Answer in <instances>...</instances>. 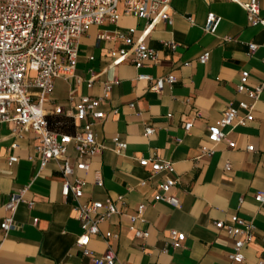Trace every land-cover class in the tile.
Returning a JSON list of instances; mask_svg holds the SVG:
<instances>
[{
    "label": "crops",
    "instance_id": "crops-1",
    "mask_svg": "<svg viewBox=\"0 0 264 264\" xmlns=\"http://www.w3.org/2000/svg\"><path fill=\"white\" fill-rule=\"evenodd\" d=\"M258 2L264 15V0ZM169 12L172 23L159 21L144 37V43L158 51L157 62L145 61L138 70L131 57L111 65L117 49L127 46L98 35L113 36L133 28L136 40L146 27L144 19L121 14L116 24L90 25L78 39L75 75L80 80L56 78L43 104L47 110L60 106L61 114L50 117L65 119L60 129L73 133L83 124L72 123L80 95L100 96L103 82L113 81L108 99L100 105L104 117L93 125L102 148L84 158L89 163L87 171L76 169L74 175L84 181L80 204L108 198L119 213L98 223L100 233L90 237L88 248L98 257L111 245L117 264H228L234 239L213 222L236 214L254 227L239 264H264V202L254 199L264 190V90L254 101L251 121L233 122L224 129L235 143L233 148L226 141L214 144L209 138V126L221 117L229 101L233 106L253 101L236 90L241 72H249L248 87L264 82V28L251 25L245 9L230 0H171ZM210 12L220 18L214 31L205 29ZM169 40L176 42L175 49L165 46ZM248 43L256 44L250 54ZM206 51L209 58L200 63L199 56ZM137 72L173 75L176 80L164 83L157 92L148 82L137 80ZM70 89H74L72 100ZM187 122L191 126L186 131ZM147 126L154 129L150 135L145 134ZM12 128L10 121L0 123V222L10 193L23 188L25 192L12 227L6 232L0 229V264H89L90 258L75 244L82 232L73 209L76 201L71 194L61 195L60 161L50 160L41 167L35 134H16ZM115 136L126 143L125 148L115 147ZM249 144L252 151L246 150ZM67 155L74 165L72 143ZM9 156L17 160L9 163ZM155 159L171 162V176L177 179L171 192L179 199V207L152 201L164 176V172H151ZM97 173L101 184L96 183ZM141 203L146 205L145 222L136 220L134 226L148 235L136 238L128 215L135 214ZM171 230L184 234L179 245H173ZM106 233L111 234L108 242Z\"/></svg>",
    "mask_w": 264,
    "mask_h": 264
},
{
    "label": "built area",
    "instance_id": "built-area-1",
    "mask_svg": "<svg viewBox=\"0 0 264 264\" xmlns=\"http://www.w3.org/2000/svg\"><path fill=\"white\" fill-rule=\"evenodd\" d=\"M241 5L247 14L251 25H260L264 28V15H260L258 0H230ZM171 0H0V123L10 121L13 124V133L30 131L37 138L35 148L36 157L44 166L50 160L60 161L61 171V195L67 198L70 194L76 201L73 209L82 232L75 240V244L81 248L82 254L90 258L89 264H117L116 254L108 244L105 251L98 257L88 248L90 237L100 233L98 223L105 217L119 213L115 203L110 199L105 201H91L84 204L78 202L83 196V179L74 175L75 170H88L89 163L85 157H92L99 153L102 146L96 141L93 125L104 117L100 109L103 101L107 100L113 81H105L102 84L100 96L80 95L75 104L72 115V123L82 121L83 124L73 133H67L58 128H51L49 117L60 115L61 108L55 105L51 110L44 108L53 90L56 78L70 79L75 77V66L78 55V39L92 24L108 22L116 24L121 14H130L146 21L143 34L133 39V28L117 31L113 36L99 34L98 38H113L123 42L127 47H119L116 57L111 65L118 64L131 57L135 68L140 69L145 61L152 63L158 60V51L148 47L144 43V37L159 21L172 23L169 12ZM220 18L210 12L207 15L205 29L214 31ZM165 46L175 49L177 44L173 40L165 41ZM256 44L248 43V53H252ZM209 51L199 56L200 63H206ZM249 72H241L237 92H245L253 101L248 103L239 101L236 106L229 101L226 109L215 124L209 126V138L216 144L226 141L230 148L235 143L227 138L225 128L235 122L237 125H245L253 119L252 111L254 101L264 90V82H259L254 87L247 86ZM77 81L80 77L76 76ZM137 80L146 81L150 88L160 92L164 83L175 82L173 75L154 77L147 73L137 72ZM93 81L89 79L88 84ZM74 89L69 90V99H73ZM168 116H170L168 114ZM91 118V120L89 119ZM191 122L184 125L187 131ZM151 126L145 127V134H152ZM117 149L126 147V143L120 141L118 136L113 138ZM73 144L76 151L75 164L70 163L67 155V147ZM246 150L252 151V145H247ZM204 152L212 153V149H204ZM9 163L17 160L15 156L8 157ZM225 169L230 167L225 163ZM151 172H164L163 178L158 182L152 195V201L166 202L173 207H179V199L171 192L177 179L172 177L173 168L169 160L152 162ZM72 177V179H70ZM96 183L101 184V175L97 173ZM144 184V181L141 182ZM25 188L10 193L3 204L5 216L0 222V229L8 231L14 223V214L18 203L22 200ZM258 203L264 202V190L254 196ZM242 199H240L241 201ZM32 205V201L28 202ZM146 205L137 206L136 213L128 215L129 229L136 238H145L148 232L136 228L134 222L143 217ZM218 229H224L234 239L231 250L228 253V264H239L244 260L243 249L253 237V225L236 214L227 221L216 220L213 222ZM174 239L173 245H179L184 239V234L171 230ZM110 233L104 235L108 242Z\"/></svg>",
    "mask_w": 264,
    "mask_h": 264
},
{
    "label": "trees",
    "instance_id": "trees-1",
    "mask_svg": "<svg viewBox=\"0 0 264 264\" xmlns=\"http://www.w3.org/2000/svg\"><path fill=\"white\" fill-rule=\"evenodd\" d=\"M64 122H65V119H62V118H60V117H58V116H54V117H49V125H50V127L52 128H54V126H53V124H59L58 125V129L59 130H61L60 129V126H63L64 125ZM62 131V130H61Z\"/></svg>",
    "mask_w": 264,
    "mask_h": 264
}]
</instances>
